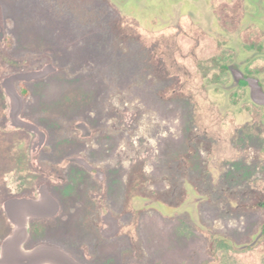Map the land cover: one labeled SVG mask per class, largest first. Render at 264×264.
Masks as SVG:
<instances>
[{
  "label": "rangeland",
  "instance_id": "1",
  "mask_svg": "<svg viewBox=\"0 0 264 264\" xmlns=\"http://www.w3.org/2000/svg\"><path fill=\"white\" fill-rule=\"evenodd\" d=\"M248 10L0 0V261L16 239L82 264L58 245L87 255L90 234L93 264H120L119 244L133 264H264V108L218 70L264 35ZM262 56L244 67L263 72ZM101 228L120 233L111 253ZM71 229L79 236L46 242Z\"/></svg>",
  "mask_w": 264,
  "mask_h": 264
},
{
  "label": "flooded vegetation",
  "instance_id": "2",
  "mask_svg": "<svg viewBox=\"0 0 264 264\" xmlns=\"http://www.w3.org/2000/svg\"><path fill=\"white\" fill-rule=\"evenodd\" d=\"M236 3H241L243 5V3L246 4V6L249 8V17H248V21L249 22H263L264 23V0H234ZM211 7L213 8V5L210 3ZM247 21V22H248ZM251 40L248 41V44L245 46L247 49L252 48L253 50H255V52H253V55H251V58H255V54L259 55L260 51H262V57L264 59V35L262 36L261 40L262 43H260V41L256 40V38H250ZM239 46L236 47L237 52H239ZM261 49V50H260ZM249 57V58H250ZM249 58H246L244 60H242L240 58V56L237 54V56H233V61L229 64L227 62H221V66L218 69L220 74L224 75L226 73H229L231 76V82L228 85H225L223 87H225V89L228 88H245L247 90V95H248V100L259 107L264 108V105H259L256 104L255 102L252 101V99L250 98V87L248 85V83L245 81L246 77H255L258 80V83L260 84V86L262 87V89L264 90V70L263 72L260 71H256V70H252V69H246L244 67V63L249 62ZM224 60V58H222V61ZM254 61V59L252 60ZM223 67L224 70H223ZM237 69L240 73L241 76L237 75V73H234V70ZM80 204H76L75 206H71L68 210L67 213L71 216V218H76L80 215ZM110 212V211H109ZM120 212H122V210H120ZM264 227V225L262 226ZM100 232H97L96 235H99L101 238H104L106 240V244H104V250L101 248V250H103V253H111L113 252L115 249L113 248L114 246L118 245V244H114V243H110V240H113L115 238H117V236H119V232H113V230L111 228H109L108 230H103L102 228L100 229ZM49 236L48 241L46 240V242H52V240L55 241L54 244H57V241H61L63 239H74L75 235L79 236L78 234L75 233L74 229H71L69 232L65 233V232H55L52 233ZM90 234H88V237H84L88 240L87 243H85V248L87 250V255H84L82 249L79 248V246H75V248H67L64 247L62 245H58L62 248H64L65 250H67L69 253H71L75 258H77L79 260L80 263L82 264H93L96 261V255L98 254V251L100 250V248L98 247L97 243L95 241H91L94 240L96 237L91 238L89 237ZM76 238H79L77 237ZM63 238V239H62ZM90 238V240H89ZM90 241V242H89ZM84 243V242H83ZM91 246V249L88 247ZM121 244H119V250H122V256L121 257V262L120 264H133L131 262L130 256H127V249L125 248V246H122ZM91 250V252L89 251ZM73 251V252H72ZM136 257V256H135Z\"/></svg>",
  "mask_w": 264,
  "mask_h": 264
},
{
  "label": "water",
  "instance_id": "3",
  "mask_svg": "<svg viewBox=\"0 0 264 264\" xmlns=\"http://www.w3.org/2000/svg\"><path fill=\"white\" fill-rule=\"evenodd\" d=\"M237 71L238 70L235 69L234 73L241 76ZM43 74H40L39 76ZM245 81L250 87L249 92L252 101L256 104L264 105V90L258 83L257 78L253 76L246 77ZM16 244H18L16 239H11L6 243L1 252V256L3 257V260L0 261L1 264H44V262L49 264H78L66 252L56 247L43 246L32 252L26 253L20 250Z\"/></svg>",
  "mask_w": 264,
  "mask_h": 264
},
{
  "label": "trees",
  "instance_id": "4",
  "mask_svg": "<svg viewBox=\"0 0 264 264\" xmlns=\"http://www.w3.org/2000/svg\"><path fill=\"white\" fill-rule=\"evenodd\" d=\"M5 20H6V24H7V29H12V27H13V20L11 19V18H5ZM11 32V31H10ZM9 36H11L10 34H8ZM11 42H13V44H14V38L12 37L11 39ZM13 44H10V46H9V50L11 49V47L13 46ZM224 68L225 67H223V70H224ZM26 83L25 82H23V84L21 85V88H20V93H21V95H22V97H23V100L25 101V102H31L32 101V99H31V91H30V89H28V87H26V85H25ZM250 194H252V195H255V196H260V197H262L261 196V194L259 193V192H257V191H254V190H251V192H250Z\"/></svg>",
  "mask_w": 264,
  "mask_h": 264
}]
</instances>
